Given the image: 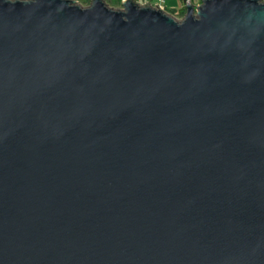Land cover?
Returning <instances> with one entry per match:
<instances>
[{"label":"water","instance_id":"water-1","mask_svg":"<svg viewBox=\"0 0 264 264\" xmlns=\"http://www.w3.org/2000/svg\"><path fill=\"white\" fill-rule=\"evenodd\" d=\"M0 264H264V0H0Z\"/></svg>","mask_w":264,"mask_h":264},{"label":"crops","instance_id":"crops-1","mask_svg":"<svg viewBox=\"0 0 264 264\" xmlns=\"http://www.w3.org/2000/svg\"><path fill=\"white\" fill-rule=\"evenodd\" d=\"M79 3L83 5H87L90 3V0H77ZM107 4L113 7H119L121 6V3L123 0H105ZM138 3H151L153 5H157V0H135ZM194 2H199L201 0H193ZM164 10L167 12L175 15L176 17L183 16L185 12V3L182 0H163L161 3ZM178 13H177V12Z\"/></svg>","mask_w":264,"mask_h":264},{"label":"built area","instance_id":"built-area-1","mask_svg":"<svg viewBox=\"0 0 264 264\" xmlns=\"http://www.w3.org/2000/svg\"><path fill=\"white\" fill-rule=\"evenodd\" d=\"M162 1L163 0H157V5H155V6L160 7V8H163L162 5H161ZM183 1H184L185 5H186V3H187L188 0H183ZM189 2H193L195 4H198L200 1L199 2H194L193 0H189Z\"/></svg>","mask_w":264,"mask_h":264},{"label":"rangeland","instance_id":"rangeland-1","mask_svg":"<svg viewBox=\"0 0 264 264\" xmlns=\"http://www.w3.org/2000/svg\"><path fill=\"white\" fill-rule=\"evenodd\" d=\"M177 12V11H176ZM178 13V12H177Z\"/></svg>","mask_w":264,"mask_h":264},{"label":"trees","instance_id":"trees-1","mask_svg":"<svg viewBox=\"0 0 264 264\" xmlns=\"http://www.w3.org/2000/svg\"><path fill=\"white\" fill-rule=\"evenodd\" d=\"M183 1V0H182Z\"/></svg>","mask_w":264,"mask_h":264}]
</instances>
